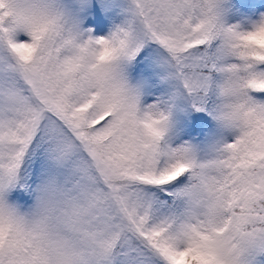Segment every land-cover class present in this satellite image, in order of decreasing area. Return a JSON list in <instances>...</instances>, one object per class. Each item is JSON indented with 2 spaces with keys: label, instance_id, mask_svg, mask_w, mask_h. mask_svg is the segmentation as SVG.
Returning <instances> with one entry per match:
<instances>
[{
  "label": "snow or ice",
  "instance_id": "obj_1",
  "mask_svg": "<svg viewBox=\"0 0 264 264\" xmlns=\"http://www.w3.org/2000/svg\"><path fill=\"white\" fill-rule=\"evenodd\" d=\"M0 264H264V0H0Z\"/></svg>",
  "mask_w": 264,
  "mask_h": 264
}]
</instances>
